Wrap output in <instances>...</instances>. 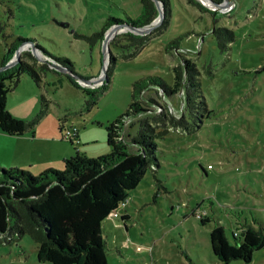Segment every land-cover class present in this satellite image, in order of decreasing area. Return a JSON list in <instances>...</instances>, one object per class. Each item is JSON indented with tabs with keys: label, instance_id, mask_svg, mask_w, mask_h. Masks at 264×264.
I'll return each mask as SVG.
<instances>
[{
	"label": "rangeland",
	"instance_id": "1",
	"mask_svg": "<svg viewBox=\"0 0 264 264\" xmlns=\"http://www.w3.org/2000/svg\"><path fill=\"white\" fill-rule=\"evenodd\" d=\"M169 1L166 28L163 5L157 2L152 30L112 25L100 44L91 46V37L109 17H138L139 0H0V67L7 47L22 37L34 39L54 57L69 59L75 71L67 69L69 77L49 72L40 87L23 75L10 88V114L39 122L33 134L0 133V167L6 171L17 166L33 175L41 173L45 169L35 163L49 158L45 146L52 147L51 138L57 139L55 151L69 149L72 156V148L86 157L99 147L98 153H91L97 160L108 148L104 127L127 111L136 80L157 76L172 83L173 68L184 60L197 70L207 111L196 110L197 119L186 126L167 121L170 131L156 151L158 165L147 170L130 192L127 208L119 212L129 220L109 217L103 223L108 264H221L210 248L213 227L222 226L231 244L232 232L245 225L264 228V0ZM221 27L235 36L222 53L213 35V29ZM127 33L150 38L135 51ZM179 38L178 48L167 49ZM19 47V54L18 48L5 65L32 62L26 52L38 64L48 63L31 43ZM111 57L116 63L109 66ZM107 70L110 83L104 89ZM98 77L92 84L82 80ZM84 88L96 94H86ZM42 94L49 102L45 112ZM166 104V113L176 121L185 113L180 93ZM59 120L76 133L72 145L59 133ZM88 140L92 143L86 145ZM51 168L62 170L63 164ZM205 218L208 222L201 224ZM0 264L49 263L37 260L35 240L24 235L0 244ZM249 264H264V250Z\"/></svg>",
	"mask_w": 264,
	"mask_h": 264
},
{
	"label": "trees",
	"instance_id": "2",
	"mask_svg": "<svg viewBox=\"0 0 264 264\" xmlns=\"http://www.w3.org/2000/svg\"><path fill=\"white\" fill-rule=\"evenodd\" d=\"M156 1L163 5V28H166L171 16L170 1L139 0L141 12L138 17H128L126 21L109 17L100 32L91 37L89 44H100L104 33L112 25L124 29L150 25L158 14ZM1 31L3 26L0 21V33ZM125 35L132 41L131 48L135 51L143 47L150 38L131 33ZM213 35L221 53L229 50V44L235 38L234 32L225 27L214 28ZM179 41L180 38L169 42L167 49L178 48ZM25 43L34 45L49 61L38 64L36 58L26 52L24 55L32 62L20 60L12 67L0 70V133L9 136H23L28 131L33 134L39 122L17 119L6 108L7 93L11 87L19 84L23 75L29 76L40 87L49 72L58 75L64 73L51 67V64L75 72L69 59L54 57L34 39L22 37H18L7 47V55L1 67ZM130 57L131 54L124 55L123 59ZM115 63L116 57H111L109 66ZM109 83L107 70L101 88L106 89ZM200 86L197 70L190 60H184V65L173 68L172 83L157 76L142 77L133 84L132 100L127 111L104 127L109 153L94 160L81 156L77 151L73 157L63 160L62 170L47 168L38 175L19 168L6 171L0 167V244L29 235L37 244V260L40 263L108 264L104 221L112 213L127 208L130 192L139 185L147 170L158 165L156 151L160 147V141L170 131L167 121L172 126H186L190 120L194 122L197 119L196 110L207 111ZM83 91L92 96L96 94V90L84 88ZM179 93L183 98L185 113L176 121L166 113L169 109L166 103ZM41 100L42 111L45 112L49 102L43 94ZM206 116L209 117L210 112ZM58 123L59 133L64 137L63 120ZM68 140L73 144L77 138ZM119 217L124 222L129 220L128 214ZM206 222L208 218L201 220V224ZM209 235L211 251L221 264L236 260L249 264L256 252L264 250L262 226L255 228L245 225L240 232L233 231L235 244L229 242L220 225L213 227Z\"/></svg>",
	"mask_w": 264,
	"mask_h": 264
},
{
	"label": "crops",
	"instance_id": "3",
	"mask_svg": "<svg viewBox=\"0 0 264 264\" xmlns=\"http://www.w3.org/2000/svg\"><path fill=\"white\" fill-rule=\"evenodd\" d=\"M64 129H70V128H68V127H65L64 126ZM2 134V133H1ZM34 136V135H33ZM54 137V136H53ZM56 138H51V140H50V142L52 143V147L50 148V147H48L47 145L45 146V149L46 150H49V158L48 159H37L36 160V163H35V165L40 169H47V168H51V167H57V166H60V165H62V162H63V160L64 159H67V158H70V157H73L72 156V154H70L71 153V151L69 150V149H63V148H61V149H63V150H61V149H56L57 151H55V149H53V144L56 142ZM74 143V142H73ZM90 143H92L91 141H86L85 142V144L86 145H88V144H90ZM72 145V144H71ZM81 149H74V148H72V151H73V153H76L77 151H80ZM95 151H97V152H95ZM98 151H100V148L98 147V148H93V150H92V152H86L85 154H86V157L87 158H91V157H93V156H91V153H98ZM110 152V150L108 149V148H106V149H104L101 153H103V155L104 154H107V153H109ZM80 153V152H79ZM8 156V155H7ZM1 161V160H0ZM31 163H32V161H30ZM1 163V162H0ZM2 165V164H1ZM14 168H17V166H14Z\"/></svg>",
	"mask_w": 264,
	"mask_h": 264
},
{
	"label": "water",
	"instance_id": "4",
	"mask_svg": "<svg viewBox=\"0 0 264 264\" xmlns=\"http://www.w3.org/2000/svg\"><path fill=\"white\" fill-rule=\"evenodd\" d=\"M156 3H157V1H156ZM158 3H160V2H158ZM62 26V25H61ZM155 27V25H153L152 23L150 24V25H148V26H146V27H142V28H138L137 30H139V31H150V30H152L153 28ZM130 30H132V29H130ZM134 30H136V29H134ZM19 51H20V47H19V49H18V54H19ZM52 66H54L55 68H59L60 70H61V72H66V68H62V67H60V66H58V65H54V64H51ZM10 66H13V63L11 64H7V65H5V66H3V67H1L0 68V70H4V69H7V68H9ZM69 72L72 74V72L69 70ZM74 74V73H73ZM80 78V77H79ZM99 78L100 77H98L97 79H93V80H86V79H82L86 84H92V81H98L99 80Z\"/></svg>",
	"mask_w": 264,
	"mask_h": 264
},
{
	"label": "built area",
	"instance_id": "5",
	"mask_svg": "<svg viewBox=\"0 0 264 264\" xmlns=\"http://www.w3.org/2000/svg\"><path fill=\"white\" fill-rule=\"evenodd\" d=\"M64 135L65 136H67L69 139H72V138H74V137H76V133L75 132H73V130L72 129H65L64 130ZM72 135H73V137H72ZM75 135V136H74ZM125 206V204H123L122 205V207H124ZM119 211L118 212H116V213H112L109 217L111 218V219H113V220H116L117 218H119Z\"/></svg>",
	"mask_w": 264,
	"mask_h": 264
}]
</instances>
